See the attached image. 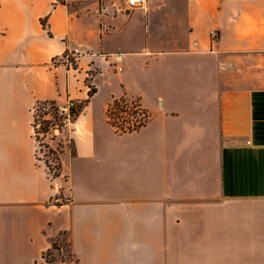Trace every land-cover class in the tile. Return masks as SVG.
Instances as JSON below:
<instances>
[{
  "label": "crops",
  "instance_id": "crops-1",
  "mask_svg": "<svg viewBox=\"0 0 264 264\" xmlns=\"http://www.w3.org/2000/svg\"><path fill=\"white\" fill-rule=\"evenodd\" d=\"M69 99L82 107L55 135L54 175L34 109ZM117 99L145 123L118 130ZM49 250L264 264V0H0V264H52Z\"/></svg>",
  "mask_w": 264,
  "mask_h": 264
},
{
  "label": "rangeland",
  "instance_id": "rangeland-1",
  "mask_svg": "<svg viewBox=\"0 0 264 264\" xmlns=\"http://www.w3.org/2000/svg\"><path fill=\"white\" fill-rule=\"evenodd\" d=\"M64 1L67 4L71 5L73 10H81L82 8L88 6L91 4L92 0H60ZM97 1V0H96ZM100 5H101V1ZM128 40V39H127ZM125 39H122L121 41H127ZM82 107V103L80 105V110ZM36 118H39V116H42V108L36 105ZM112 113L110 114V121L112 124H116L121 126L123 130H132L134 128H138V126L146 120L145 116L140 113H133L132 107H129L127 104H120V106H116L115 108L111 107ZM118 130H120L119 127L116 126ZM37 139V138H36ZM38 142V148H39V154L40 159L42 161H45L48 167L50 168L51 172L57 174L59 172V155L62 151L64 140L62 137H56L52 133H49L44 136H38L37 139ZM50 142L55 143V147L50 146Z\"/></svg>",
  "mask_w": 264,
  "mask_h": 264
},
{
  "label": "built area",
  "instance_id": "built-area-1",
  "mask_svg": "<svg viewBox=\"0 0 264 264\" xmlns=\"http://www.w3.org/2000/svg\"><path fill=\"white\" fill-rule=\"evenodd\" d=\"M148 3V0H127V4L131 8H144ZM212 36L216 38V32H212ZM81 101L77 99H69L64 104H47L42 108V116L36 118L34 109V130L36 138L38 136H44L49 133L58 135L77 115L80 110ZM43 121L50 123L49 129L44 130ZM38 139V138H37Z\"/></svg>",
  "mask_w": 264,
  "mask_h": 264
},
{
  "label": "trees",
  "instance_id": "trees-1",
  "mask_svg": "<svg viewBox=\"0 0 264 264\" xmlns=\"http://www.w3.org/2000/svg\"><path fill=\"white\" fill-rule=\"evenodd\" d=\"M44 25H45V21H44ZM52 104V105H54V104H56L55 102H40V103H38L37 105L40 107V105H41V108H43L44 106H46L47 104ZM120 104H127L126 102H125V100L124 99H117V100H115L114 101V104H113V107L115 108L116 106H120ZM132 110H133V113H137V112H140V113H142L144 116H145V118H146V113L140 108V105H133L132 106ZM81 110H79L78 111V113L77 114H79V112H80ZM110 114L112 113V110H110V112H109ZM145 121L146 120H144V122L143 123H141L138 127H140V126H142L144 123H145ZM43 124H44V130L45 131H47L48 129H49V126H50V123L48 122V121H43ZM114 126H117V127H119L120 128V131H122V132H124V131H126V130H123L122 128H121V126H119V125H116V124H113ZM135 129V128H134ZM38 138V137H37ZM59 168H60V166H59ZM59 174V172L56 174L55 173V175H58ZM53 248L54 249H60V247L58 246V244L57 243H54L53 244ZM45 257H46V259H47V261L48 262H50V263H52V264H54L55 262H56V259H55V257L53 256V251L52 250H49L46 254H45ZM61 259H64V257H62Z\"/></svg>",
  "mask_w": 264,
  "mask_h": 264
}]
</instances>
